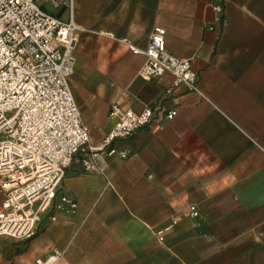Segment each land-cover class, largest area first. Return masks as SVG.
Returning <instances> with one entry per match:
<instances>
[{
    "label": "crops",
    "instance_id": "obj_1",
    "mask_svg": "<svg viewBox=\"0 0 264 264\" xmlns=\"http://www.w3.org/2000/svg\"><path fill=\"white\" fill-rule=\"evenodd\" d=\"M44 9L69 20L66 9ZM72 21L68 84L89 145L111 130L112 104L149 107L152 119L109 146L125 159L98 155L99 174L78 153L35 236L0 246V264L53 251L58 264H264V0H73ZM155 28L190 61L198 93L166 95L169 75L138 78L144 57L126 42L143 50Z\"/></svg>",
    "mask_w": 264,
    "mask_h": 264
},
{
    "label": "built area",
    "instance_id": "obj_2",
    "mask_svg": "<svg viewBox=\"0 0 264 264\" xmlns=\"http://www.w3.org/2000/svg\"><path fill=\"white\" fill-rule=\"evenodd\" d=\"M45 5L66 9L69 20L55 17ZM72 8L73 0H0V236L14 241L35 236L78 153L88 154L82 159L83 170L99 174L98 155L107 152L125 159L128 152L109 146L116 140H129L152 119L149 107L136 112L112 104L108 113L111 130L100 144L89 145L88 131L68 84L79 31L72 21ZM126 44L131 53L144 57L140 80L169 75L172 83L166 95L180 86L198 93L190 61L166 50L164 29L155 28L143 50ZM175 115L170 111L165 118L171 120ZM60 202L66 205L61 210L75 213V202L65 197ZM187 217H199L195 206L188 208ZM62 256L53 251L34 264H58Z\"/></svg>",
    "mask_w": 264,
    "mask_h": 264
},
{
    "label": "rangeland",
    "instance_id": "obj_3",
    "mask_svg": "<svg viewBox=\"0 0 264 264\" xmlns=\"http://www.w3.org/2000/svg\"><path fill=\"white\" fill-rule=\"evenodd\" d=\"M13 242H14V240H11V239H8V238H4V237L0 236V246L9 247V246H11L9 243H13Z\"/></svg>",
    "mask_w": 264,
    "mask_h": 264
},
{
    "label": "trees",
    "instance_id": "obj_4",
    "mask_svg": "<svg viewBox=\"0 0 264 264\" xmlns=\"http://www.w3.org/2000/svg\"><path fill=\"white\" fill-rule=\"evenodd\" d=\"M33 238V237H32ZM31 239V238H30ZM29 240V239H28ZM25 241H27V240H25Z\"/></svg>",
    "mask_w": 264,
    "mask_h": 264
}]
</instances>
